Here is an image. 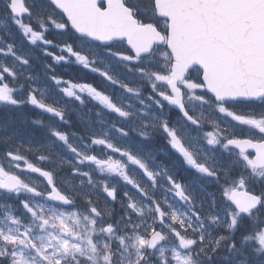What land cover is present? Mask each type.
I'll return each instance as SVG.
<instances>
[{"label": "snow or ice", "instance_id": "snow-or-ice-1", "mask_svg": "<svg viewBox=\"0 0 264 264\" xmlns=\"http://www.w3.org/2000/svg\"><path fill=\"white\" fill-rule=\"evenodd\" d=\"M2 4L10 29L23 41L40 46L54 63L73 59L140 107L90 80L49 75L65 98L80 106L87 101L98 105L95 124L104 127L71 132L78 144L68 132L49 127L55 138L49 151L30 142L12 143L11 135L0 137V193L25 197L18 204L0 201V264H203L225 242L230 253L264 257V191L251 187L264 183V0ZM50 28L115 45L103 50L141 83L130 84L101 69L95 58L71 43L56 44L46 36ZM52 47L57 51H50ZM0 56L13 60H0V104H27L69 123L65 107L46 102L40 87L31 82L35 77L19 70V65L29 66V60L18 55L14 45L0 47ZM45 67L53 71L51 65ZM25 87L26 95L17 98ZM187 101L198 102L200 109L190 108ZM205 105L232 126L210 118ZM152 106L160 113L175 107L195 131L190 136L180 132L163 115L150 113ZM105 113L116 119L109 122ZM32 123L43 125L39 119ZM85 124L92 127L91 117ZM110 130L129 141H150L156 130L162 131L171 150L195 173L193 179L204 178L215 186L208 204L215 209L219 198L226 215L205 209L194 190L155 155L141 156L139 148L114 140ZM56 142L71 159L51 150ZM219 153L230 157L227 165L215 159ZM61 167L70 169L69 178H58ZM22 172L41 180L26 179ZM71 177L78 179L73 182ZM245 218L246 230L237 234ZM210 226H222L224 232L213 236ZM238 264H248L247 256Z\"/></svg>", "mask_w": 264, "mask_h": 264}, {"label": "rangeland", "instance_id": "rangeland-1", "mask_svg": "<svg viewBox=\"0 0 264 264\" xmlns=\"http://www.w3.org/2000/svg\"><path fill=\"white\" fill-rule=\"evenodd\" d=\"M40 2L43 5H47L44 0H40ZM3 15V13H1ZM11 33V34H10ZM50 33H53V30H50ZM47 38H51V35H46ZM63 42L71 43L75 50L82 52L83 54L89 56V58H95L97 61V66L104 70H109L116 74L118 78L126 80L130 84H137L141 83V81H138L135 73L129 72L126 68L123 67V64L121 61L117 60L115 57L111 56L107 52H105L103 49L100 48V50H96L91 44L77 41L75 38H72L69 33H67L65 36H63ZM7 44H12L15 46V51L18 55L21 57H25L29 60V66H23L19 65V70L25 71L28 74L35 77L32 83H35L40 89L42 90L44 94V98L46 102H51L59 106L58 101L61 100L62 93L58 90L57 86L53 84V87L51 86V82L49 80V76L46 75V73L50 72L49 69L45 66H39L33 56V54H36L37 57H48L50 56L44 55L41 51L40 46H32L23 41V39L19 36L18 33H15L14 30L10 29V26L8 25L6 19L4 16L0 18V47H5ZM109 47H116L115 45H110ZM37 51V53L35 52ZM50 51L56 52L57 49L55 47L50 48ZM95 51V52H92ZM0 60L4 61L5 63H13L12 57L10 56H0ZM53 63L52 69L53 71L57 72H63L66 74V79H71L74 81L78 80H88L89 72L88 70L84 69L82 66L77 64L73 59H69L68 62H60V63ZM72 65V69L66 68L63 69V67ZM119 65L121 67L122 71H119V69L116 67ZM56 75V74H54ZM98 81H101L100 84H97L98 86H103L106 90L110 91L112 95L120 100H128L131 102L135 107H140L139 104H137L136 100L129 96L128 94L124 93L121 89L114 85H110L107 82L103 81L102 78L95 81L96 83ZM44 83V86H42L41 83ZM144 89H146L145 92L148 91L147 86L145 85ZM27 93V88L19 90L15 95L17 98H23ZM65 98V97H64ZM87 100V98H85ZM66 101H64V104L62 107H65L66 112L78 114L77 115V121L78 125L83 129V133L88 131H94V130H101L104 126L96 125L95 124V114L94 111L98 107V105L92 103L91 101H87L84 106H80L76 101L71 100L67 101V98H65ZM77 103V108H71L72 106H75ZM150 103V102H149ZM189 105L194 107V109L199 110L200 105L198 102L190 101ZM25 107V113L21 114L20 108ZM0 137L5 136H12V143H14L16 140H20L23 142H30L33 146L40 147L41 151H49V144L54 141V137L50 135L48 132L49 127H55L58 130H60L61 121H59L55 116H44L42 114H35L32 111V107L30 105L27 106V104L22 106H11V105H4L0 104ZM92 108L93 112L89 113L88 109ZM203 110L205 113L209 115L210 118H215L221 123H226L228 125L232 126V122L227 118L221 116L219 113H215L213 109H211L210 106L205 105ZM148 111L159 113V110H156L154 106L152 108L148 109ZM199 114L198 112L196 113ZM165 116V112L163 113ZM79 116V118H78ZM105 116H107L109 122H111L113 119H116L112 114L105 113ZM88 117H91V123L92 127L88 128L85 124V121ZM39 119L43 121V125H37L33 124L32 121ZM74 123V122H73ZM117 123H120L117 120ZM38 127H40V130H38ZM31 129L38 130V132L33 133ZM180 132L184 133L179 129ZM73 132V131H72ZM81 133V132H80ZM111 137L120 143H126L131 144L133 149H140V155L144 156L145 153H151L155 150L152 146L148 145V141H140L138 138L133 137L131 141H129L127 138L119 137L118 134H116L114 131L110 130ZM30 136V137H29ZM70 140H72L75 143H79L78 139L76 137L69 135ZM142 146V147H141ZM54 152L58 153L61 157H64L66 159H71V154L61 145L59 142H56L52 144V149ZM33 160L35 157H31ZM148 163L155 167V164L148 160ZM169 169V168H168ZM138 176L142 177V174L139 172V169H133ZM169 172L172 174H175L177 176V172L175 170L169 169ZM192 173L195 174L192 170ZM70 169L66 167H61L60 171L57 173L58 178L63 177L65 179L69 178ZM21 176H24L26 179H35V180H41L39 176H36L31 173H20ZM93 175L95 173L93 172ZM178 177V176H177ZM73 182H75L77 177H71ZM166 183V181H165ZM123 187V186H122ZM20 198L25 197H14L11 195H6L4 193H0V201H6L11 202L14 204H18V201ZM38 199V198H37ZM178 207L183 208L184 206L180 204L178 201L176 202ZM205 209L210 211L206 206H204ZM217 215L224 216L226 215L224 213V208L222 206V202L218 206L217 209ZM247 218L244 220L243 226H247ZM211 227V226H210ZM223 227H211L213 236L220 234L221 232L218 231V229ZM227 242L224 243V245L218 250L216 253V259H211V261L205 260L203 264H238V262H242L245 260V255L248 259V264H260V261L264 259V257H255L253 255H249L246 253L245 255H241L239 253L233 254L227 251ZM226 251V252H224ZM226 257V258H225Z\"/></svg>", "mask_w": 264, "mask_h": 264}, {"label": "flooded vegetation", "instance_id": "flooded-vegetation-1", "mask_svg": "<svg viewBox=\"0 0 264 264\" xmlns=\"http://www.w3.org/2000/svg\"><path fill=\"white\" fill-rule=\"evenodd\" d=\"M229 159H230V157H229ZM251 187L254 191H257V192L264 191V183H260V184L252 183Z\"/></svg>", "mask_w": 264, "mask_h": 264}]
</instances>
